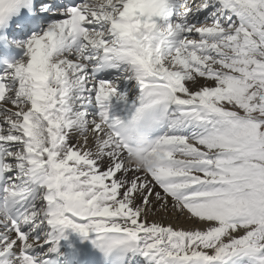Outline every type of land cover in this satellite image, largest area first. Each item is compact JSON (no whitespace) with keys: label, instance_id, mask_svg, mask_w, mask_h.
I'll return each instance as SVG.
<instances>
[{"label":"snow or ice","instance_id":"snow-or-ice-1","mask_svg":"<svg viewBox=\"0 0 264 264\" xmlns=\"http://www.w3.org/2000/svg\"><path fill=\"white\" fill-rule=\"evenodd\" d=\"M21 9L54 22L0 75V264H50L67 229L148 264H264V0H0V26Z\"/></svg>","mask_w":264,"mask_h":264},{"label":"clouds","instance_id":"clouds-1","mask_svg":"<svg viewBox=\"0 0 264 264\" xmlns=\"http://www.w3.org/2000/svg\"><path fill=\"white\" fill-rule=\"evenodd\" d=\"M8 23H9V21L6 22V24H8ZM0 27H3V26H0ZM139 147L149 148L150 147V140L148 138H145ZM145 160L150 161L153 167H155L159 164V159L157 157L151 155L150 152H143V153L138 155L136 153V151H133L131 159L129 162L134 164L135 166L143 167Z\"/></svg>","mask_w":264,"mask_h":264},{"label":"bare ground","instance_id":"bare-ground-1","mask_svg":"<svg viewBox=\"0 0 264 264\" xmlns=\"http://www.w3.org/2000/svg\"><path fill=\"white\" fill-rule=\"evenodd\" d=\"M121 93H123V92H121ZM129 98H130V96H129ZM130 101H131V98H130ZM116 107H117L119 110H121V108H122L121 105H117ZM116 110H117V109H116ZM75 140H76V137H73L72 142L74 143ZM161 217L163 218V222H164L165 224L171 223L173 227H176V225H177L178 223H181V224H182V220L177 221V219L175 218L174 215L170 216L168 212H164L163 210H161L159 216L150 217L149 219H157V220H159V219H161ZM92 234H94V233H90L89 235H92ZM69 235H70V237H69L67 240H65V241H68V240H70L71 238H74V237H81V236H82V235H80V234L74 232V231L71 230V229H69ZM63 242H64V241L61 240V241H60V245H61ZM139 256H140L141 259H143L144 262L147 261V259H146L145 257H143L142 255L139 254Z\"/></svg>","mask_w":264,"mask_h":264}]
</instances>
